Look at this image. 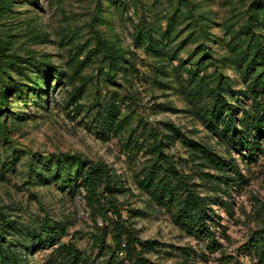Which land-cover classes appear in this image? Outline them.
I'll return each mask as SVG.
<instances>
[{
	"label": "rangeland",
	"instance_id": "374dc122",
	"mask_svg": "<svg viewBox=\"0 0 264 264\" xmlns=\"http://www.w3.org/2000/svg\"><path fill=\"white\" fill-rule=\"evenodd\" d=\"M261 75L264 0H0L10 264L52 263L69 244L81 264H132L115 248L112 215L102 222L86 205L78 165L46 159L60 154L107 165L116 192L101 204L112 199L153 244L152 264H264L251 246L264 229V133L248 124ZM171 167L205 199L214 241L184 230L153 195Z\"/></svg>",
	"mask_w": 264,
	"mask_h": 264
},
{
	"label": "trees",
	"instance_id": "16d2710c",
	"mask_svg": "<svg viewBox=\"0 0 264 264\" xmlns=\"http://www.w3.org/2000/svg\"><path fill=\"white\" fill-rule=\"evenodd\" d=\"M258 78H263V75ZM2 90L0 93V111L6 109L3 95L6 92L4 81L0 80ZM264 82V81H262ZM3 90H5L3 92ZM221 98H217L214 106L220 111L224 108ZM249 125L258 127L260 133H264V98L256 101L252 107V116L248 119ZM172 129H175L172 127ZM247 144L243 148H248ZM252 149H249L251 153ZM34 157H41L40 153L32 154ZM49 161L52 159H59L58 162H66L67 160L78 165L76 179L79 181V188L84 192V199L86 205L91 209L92 213L97 216L102 222L108 221V213L113 217L112 225V240L117 250L123 249L126 251V259L132 264H152L146 257L145 252L149 251L153 244L142 242L136 234V231L126 226L121 218L117 205L112 199L107 200V208L101 204V199L113 196L116 192L115 184L112 181V175L107 165L102 163H93L81 159L76 155H48L46 157ZM204 159L208 160L211 165L215 167L231 168L235 174L239 173L237 166L234 163L216 160L214 155L206 153ZM81 167V168H80ZM155 174V173H154ZM155 177V175H154ZM157 178V177H156ZM169 178H173L171 182ZM153 179H149L151 183ZM157 181V179H156ZM153 195L158 199L159 203L164 205L175 206L176 219L175 221L182 224V228L196 237H208L214 241V236L211 230V225L208 223L212 221V217L206 213L205 199H201L198 195L188 189V184L179 179L174 167L164 170V175L158 182L152 185ZM213 202V201H211ZM219 205H222L225 210H228V205L221 199H217ZM6 216L0 210V264H10L15 257L5 250H2L5 235V229L1 227L6 226ZM252 247L254 254L258 258L264 255V229L256 237L252 239ZM56 257L52 263L48 264H81L83 262L81 253L74 245H62L56 248Z\"/></svg>",
	"mask_w": 264,
	"mask_h": 264
}]
</instances>
